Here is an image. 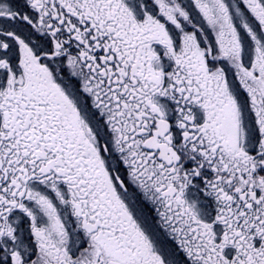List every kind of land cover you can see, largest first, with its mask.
<instances>
[{
	"label": "snow or ice",
	"instance_id": "6c2138e0",
	"mask_svg": "<svg viewBox=\"0 0 264 264\" xmlns=\"http://www.w3.org/2000/svg\"><path fill=\"white\" fill-rule=\"evenodd\" d=\"M0 264H264V0H0Z\"/></svg>",
	"mask_w": 264,
	"mask_h": 264
}]
</instances>
